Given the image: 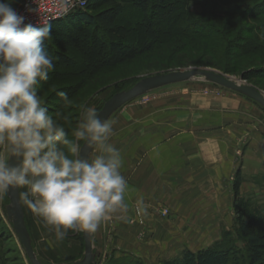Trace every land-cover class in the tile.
I'll use <instances>...</instances> for the list:
<instances>
[{
	"label": "rangeland",
	"instance_id": "1",
	"mask_svg": "<svg viewBox=\"0 0 264 264\" xmlns=\"http://www.w3.org/2000/svg\"><path fill=\"white\" fill-rule=\"evenodd\" d=\"M171 1L165 0L163 8L167 9ZM262 1L191 0L190 11L199 14L205 11H210V14L229 11L246 13V31L243 32V36L251 43V49L246 52H241L239 49L232 50L227 54L226 44L182 37L180 32L183 22H175L176 20L168 24L165 22L163 24L165 27H173L169 29L173 34L167 35L168 31H164L157 47L138 56L130 63L99 74L84 85L79 98L72 100L71 110L66 114L70 120L65 126L71 131L69 138H73L72 131L81 118L82 104L95 107L98 111L121 86L145 76L175 70L209 68L253 85L264 92L263 78H245L246 75L254 72L252 70L258 71L264 66V13L255 15L254 18H250L247 14L251 11L255 12L253 8ZM22 2L23 0H15L13 7L18 8ZM68 20L62 22L66 23ZM234 35L231 37L235 38ZM255 46H260L262 49L254 52ZM75 59L79 60L77 56ZM42 82L43 84L38 85V89L43 92L45 98L55 88L65 85L67 81L51 76L49 80ZM167 87L161 91L155 90L144 98L140 96L129 104L141 107L185 97V103L192 105L193 109L203 110L199 108L201 106L197 104L196 99H212L218 104L228 94L235 93L247 99L252 106L245 107L246 118L238 119V138L227 146L218 148L209 144V141L219 139V135L215 133L216 129L192 127L195 133L201 131L196 138L201 143L203 141L207 143L205 176L203 174L184 176L181 180L180 177H176L171 191L166 193L139 192L137 188H147V190L150 188V177L148 182L144 177L136 176L134 168H131L126 175L123 174L129 184L126 195L129 212L125 219L114 216L110 221L102 223L95 238L93 234L95 264H117V261L125 264L133 260L142 261L143 264H163L164 261L178 257L187 249L192 251L206 249L226 238L229 243H234L243 250L245 243L238 232L236 206H246L250 212L248 214L245 212L246 219L264 211V107L240 93L202 81ZM200 112L202 114L203 111ZM214 112L208 111V114L217 115ZM192 131L189 134L192 135ZM191 147L196 150L193 144ZM200 153L203 155L202 152ZM220 162L221 168L218 167ZM221 171L223 175L219 174ZM239 172L241 187L239 197L236 198L234 183ZM25 190L21 189V192ZM139 198H143L146 211L137 213L135 201ZM8 204L9 198L6 193L0 197V260L3 259V264H30L13 224L7 216ZM23 207L34 249L43 263L71 264L84 258L85 241L68 236L63 242H56L54 234L49 233L43 221L34 217L24 204ZM164 212L167 214L164 215ZM76 234L81 236L83 233L76 232ZM66 242L69 246L64 245ZM69 247H76L73 250L82 247V252L74 259L60 258L59 250L67 253L66 249Z\"/></svg>",
	"mask_w": 264,
	"mask_h": 264
},
{
	"label": "clouds",
	"instance_id": "2",
	"mask_svg": "<svg viewBox=\"0 0 264 264\" xmlns=\"http://www.w3.org/2000/svg\"><path fill=\"white\" fill-rule=\"evenodd\" d=\"M14 3L0 0V197L26 189L19 193L23 204L58 243L70 233L95 234L102 223L129 212L124 157L111 142L115 122L82 104L69 138L68 115L50 113L38 94L56 68L44 46L52 39L51 25L26 23ZM74 6L73 0L59 3L65 12ZM57 95L64 109L71 107L66 92ZM135 210L146 211L143 198Z\"/></svg>",
	"mask_w": 264,
	"mask_h": 264
},
{
	"label": "trees",
	"instance_id": "3",
	"mask_svg": "<svg viewBox=\"0 0 264 264\" xmlns=\"http://www.w3.org/2000/svg\"><path fill=\"white\" fill-rule=\"evenodd\" d=\"M164 1L91 0L85 10L77 11L50 24L52 39L46 41L44 46L56 58V68L53 73H49V79L53 76L67 82L65 85L55 88L45 98L43 92L38 89V94L45 101L48 111L52 114L58 111L67 114L71 109L62 107L57 95L59 92H66L71 100L78 99L82 88L88 84L90 79L130 63L138 56L157 47L164 31H168L167 35L173 34L169 30L173 27H165L163 25L165 22L166 24L175 20V22H183V25L180 24L182 37L226 44L228 48L225 49V52L228 50L227 54L232 50L239 49L241 52H246L251 49V43L243 36V32L246 31V13L229 11L210 14V11H205L199 14L190 11L191 0H172L168 8L164 9ZM253 9L255 12L247 13L250 18L263 14L264 0ZM65 19H69L68 22H62ZM233 34H235V38L231 37ZM261 49L262 47L255 46L253 51ZM75 56L79 58L78 61ZM252 71L254 72L251 74H244L245 78L264 79V66H261L258 71L256 69ZM140 79L142 78L127 82L113 95L133 87ZM40 83L43 84V82ZM103 105L98 109V113ZM66 130L70 135L71 131ZM240 187L239 172L234 183L236 198L239 197ZM236 212L238 214V232L241 240L245 243L243 250L234 243H229L226 238L206 249L198 251L187 249L178 257L164 261L163 264H264V211L259 215L248 216L247 219L244 217L245 212L246 214L250 212L245 205L236 206ZM82 235L84 237V233ZM82 235L70 233L69 238L85 241ZM64 245L69 246L67 242ZM73 248L76 247L66 249L67 253H63L60 249V258L74 259L79 256L82 247L80 249L77 247L74 250ZM3 262L1 259L0 264ZM29 262L31 264L30 259ZM117 264L122 263L117 261ZM125 264H143V262L133 260Z\"/></svg>",
	"mask_w": 264,
	"mask_h": 264
},
{
	"label": "crops",
	"instance_id": "4",
	"mask_svg": "<svg viewBox=\"0 0 264 264\" xmlns=\"http://www.w3.org/2000/svg\"><path fill=\"white\" fill-rule=\"evenodd\" d=\"M196 100L203 110L193 109L192 105L185 103V97L173 98L172 101L141 107L128 103L110 119L115 122L111 142L121 151L125 161L122 174L126 175L134 168L136 176L144 177L148 182L150 177V188L136 186L139 192L167 193L176 177L181 180L184 176H205L207 143L196 138L201 131L198 129L200 132L195 133L192 127L216 129L219 139L209 141V144L218 148L227 146L238 138V119L246 118L245 107L252 106L247 99L235 93L228 94L218 104L207 98ZM208 111H215L217 115L208 114ZM191 131L192 135L189 134ZM219 174L224 173L221 171Z\"/></svg>",
	"mask_w": 264,
	"mask_h": 264
},
{
	"label": "water",
	"instance_id": "5",
	"mask_svg": "<svg viewBox=\"0 0 264 264\" xmlns=\"http://www.w3.org/2000/svg\"><path fill=\"white\" fill-rule=\"evenodd\" d=\"M202 81L215 84L228 90L240 93L248 98L253 99L264 107V92L260 91L253 85L234 79L220 71L209 68H192L187 70H175L167 73L154 74L145 76L140 79L133 87L115 93L103 105L98 114L102 119L109 120L119 109L133 101L134 99L151 93L155 90L185 82ZM84 155H89L85 150ZM19 190H11L7 193L9 204L6 207L7 216L13 224L17 238L23 245L31 264L43 263L33 246L32 236L28 229L25 219V211ZM92 235L84 233L85 239V256L82 260L75 261L71 264H95L96 252L93 250Z\"/></svg>",
	"mask_w": 264,
	"mask_h": 264
},
{
	"label": "built area",
	"instance_id": "6",
	"mask_svg": "<svg viewBox=\"0 0 264 264\" xmlns=\"http://www.w3.org/2000/svg\"><path fill=\"white\" fill-rule=\"evenodd\" d=\"M90 1L86 0V3L79 4L77 0H73L75 6L70 11L65 12L59 7L60 0H24L16 10L19 14L26 17V23L31 22L36 25L52 24L77 11L85 10ZM149 94L142 95L141 97L144 98ZM166 214L164 212V215Z\"/></svg>",
	"mask_w": 264,
	"mask_h": 264
}]
</instances>
